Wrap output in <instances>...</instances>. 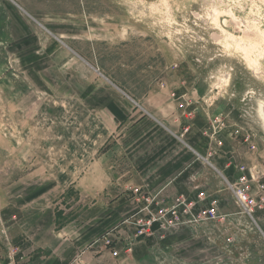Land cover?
Instances as JSON below:
<instances>
[{
	"label": "rangeland",
	"instance_id": "1",
	"mask_svg": "<svg viewBox=\"0 0 264 264\" xmlns=\"http://www.w3.org/2000/svg\"><path fill=\"white\" fill-rule=\"evenodd\" d=\"M261 102L264 0H0V264L45 261L51 246L95 251L86 264H264L248 217L256 243L224 221L117 258L103 247L134 230L133 188L163 196L120 174L160 169L204 112L193 135L209 141L210 168L227 152L230 199L242 167L264 195Z\"/></svg>",
	"mask_w": 264,
	"mask_h": 264
},
{
	"label": "crops",
	"instance_id": "2",
	"mask_svg": "<svg viewBox=\"0 0 264 264\" xmlns=\"http://www.w3.org/2000/svg\"><path fill=\"white\" fill-rule=\"evenodd\" d=\"M123 91V90H121ZM128 97L129 94L125 93ZM207 111V109L205 110ZM158 120V119H157ZM194 125L191 127V134L186 136L179 137L181 143L179 145H174L172 151L169 154L172 156L167 162L162 163L160 169H157L158 166L153 167L150 171H146L143 168L131 166L130 168H125V173L122 172L120 175L126 176L128 180L132 177V180L129 185H143L149 187V190L160 191L165 199L171 201L177 194L185 193L189 196H196L198 193H206L208 196L217 197L220 200V209L222 213L226 216L224 221L230 222L233 226L237 227L239 230H243L242 236L248 238V240H253L255 243L259 240L258 233L248 232L245 227L248 221L245 220V217L252 219L260 228L261 232L264 235V205L262 208L257 209L254 214L251 216L247 213H244L240 206L237 204L235 196L233 194V201L230 199V193L228 187L224 186L226 182L223 183L224 178L227 179L229 174H227L226 161L228 160L227 152L226 155L221 154L219 163L216 162L215 169H212L208 166V163H204L203 159L207 158V151L209 146V141L203 137L195 136L193 134L196 131H201L205 129L208 124L207 115L202 113L200 116L197 115ZM159 121V120H158ZM227 144V143H226ZM227 148V147H226ZM197 155V156H196ZM201 155L203 158L199 159ZM209 160H212L209 158ZM213 162V160H212ZM149 172V175L144 178L141 173ZM229 181V178H228ZM231 181V180H230ZM227 184V183H226ZM117 187L118 185L115 184ZM113 190V189H112ZM112 199V198H111ZM113 203H119L124 207L122 210L128 208L132 203L130 201H118L110 200ZM112 203V202H111ZM128 203V204H126ZM240 208V210H239ZM223 221V222H224ZM235 239L234 236L227 237V243ZM264 244V243H263ZM254 244L251 245L253 247ZM50 251L47 252V259L44 260H35L31 264H67L66 259L73 256L78 257L79 264H86V261H92L94 258L95 251ZM53 249V248H52ZM252 251H257L256 248ZM36 254V253H35ZM37 255H35L36 257ZM102 257L99 255L97 260Z\"/></svg>",
	"mask_w": 264,
	"mask_h": 264
},
{
	"label": "built area",
	"instance_id": "3",
	"mask_svg": "<svg viewBox=\"0 0 264 264\" xmlns=\"http://www.w3.org/2000/svg\"><path fill=\"white\" fill-rule=\"evenodd\" d=\"M218 143L222 144V141ZM240 171L242 174L238 175L236 182L228 181L229 188L242 211L252 216L257 209L263 207L264 195H256L251 189L250 179L244 167ZM259 190L262 192L264 185H261ZM132 192L139 207L128 218L134 230L126 237L110 236L103 241V247L109 249L114 258L119 257L121 251L129 254L137 240L159 232L169 233L198 223H218L226 219L220 210V200L203 192L194 197L179 193L171 201L161 197L159 193H149L142 187H135ZM228 240L231 241V238Z\"/></svg>",
	"mask_w": 264,
	"mask_h": 264
},
{
	"label": "bare ground",
	"instance_id": "4",
	"mask_svg": "<svg viewBox=\"0 0 264 264\" xmlns=\"http://www.w3.org/2000/svg\"><path fill=\"white\" fill-rule=\"evenodd\" d=\"M224 44H225V47H230V46H233V44L231 43L230 40H228L226 37H224ZM216 42V41H215ZM223 44V45H224ZM232 48V47H231ZM262 103V102H261ZM263 118H264V103H262V107H261V110H260Z\"/></svg>",
	"mask_w": 264,
	"mask_h": 264
},
{
	"label": "water",
	"instance_id": "5",
	"mask_svg": "<svg viewBox=\"0 0 264 264\" xmlns=\"http://www.w3.org/2000/svg\"><path fill=\"white\" fill-rule=\"evenodd\" d=\"M260 105H261V103H260ZM260 105H259V108H260ZM260 112V111H259ZM261 114V113H260ZM261 116H262V114H261ZM263 117V116H262Z\"/></svg>",
	"mask_w": 264,
	"mask_h": 264
}]
</instances>
